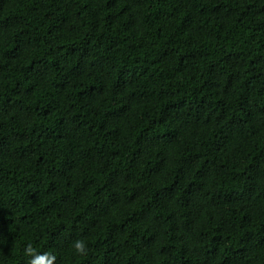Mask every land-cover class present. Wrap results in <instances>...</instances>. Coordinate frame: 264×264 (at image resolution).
Returning a JSON list of instances; mask_svg holds the SVG:
<instances>
[{
	"label": "trees",
	"instance_id": "16d2710c",
	"mask_svg": "<svg viewBox=\"0 0 264 264\" xmlns=\"http://www.w3.org/2000/svg\"><path fill=\"white\" fill-rule=\"evenodd\" d=\"M27 245L264 264V0H0V264Z\"/></svg>",
	"mask_w": 264,
	"mask_h": 264
},
{
	"label": "clouds",
	"instance_id": "9594fccd",
	"mask_svg": "<svg viewBox=\"0 0 264 264\" xmlns=\"http://www.w3.org/2000/svg\"><path fill=\"white\" fill-rule=\"evenodd\" d=\"M74 254L84 256L87 254V246L83 240H76L72 244ZM25 254L30 256L29 264H53L56 260V256L50 253L35 254L31 245L25 247Z\"/></svg>",
	"mask_w": 264,
	"mask_h": 264
}]
</instances>
